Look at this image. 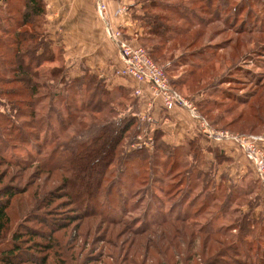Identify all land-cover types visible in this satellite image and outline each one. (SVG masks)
I'll return each mask as SVG.
<instances>
[{"label": "rangeland", "instance_id": "1", "mask_svg": "<svg viewBox=\"0 0 264 264\" xmlns=\"http://www.w3.org/2000/svg\"><path fill=\"white\" fill-rule=\"evenodd\" d=\"M151 2L161 8H146ZM122 3L124 0L118 1L114 15L118 19L125 17L129 24L124 27L123 18L117 26L110 23L119 39L142 46L148 53L156 44L162 45L163 50L151 53V58L164 69L171 87L195 104L197 113L213 131L264 135V32L257 30H264V0H211L209 4L203 0H129L127 8L117 13ZM169 7L192 16L183 19L167 11ZM11 14L15 20L20 18L15 11ZM152 20L189 30L182 37L173 34L177 38L161 44L158 37L147 33L144 21ZM1 24L7 29L0 31V67L7 58L12 60L6 48H14L10 47V37L17 30L12 21ZM34 26L28 23L22 29ZM239 26L253 31L236 34ZM195 36L198 38L188 45ZM55 38L46 41L54 60L39 68L40 101L35 106L36 115L31 117L29 108L17 105L12 97L9 100L15 106L10 105L7 96L0 95V206L6 211L0 232V255H4L0 264H8L4 259L11 264H264V231H258L264 223V200L259 199V215L252 213L254 208L237 201L234 205L240 206L238 211L247 210V218L240 211L223 221L219 216L212 227L201 228L219 206L194 215L186 214L187 205L181 206L182 200L175 202L174 198L181 196V192L177 197L174 192L178 180L191 166L192 157L184 149H173L174 153L171 145L155 140L153 109L170 111L163 107L161 98L152 99L145 86L142 95L137 96L135 83L128 89L120 85L118 80L129 81L117 73L121 66L107 78L86 68L76 75L78 72L64 63L58 32ZM27 45L25 42L23 49ZM210 54L213 58L203 62ZM198 63L201 69L189 73L194 69L192 65ZM53 69L58 71L50 77ZM0 74L12 77L11 73ZM88 74L95 75L96 80ZM252 74L259 75V90L253 85ZM77 77L86 83L85 87L75 81ZM17 86L18 82L3 83L0 89ZM256 89L258 95L248 104L237 102L238 96ZM54 92L60 96H52ZM52 99L55 110L64 108L71 116L77 111L66 130L49 113ZM13 107L19 109L16 114ZM150 109L152 112H148ZM183 109L194 122L196 134L210 141ZM240 112L241 118L233 121ZM143 113L151 120H141ZM131 116L137 119L139 129L135 133L130 128L123 135L112 163L102 164L97 153L78 146L100 129L111 139L116 120ZM8 119L14 120L19 129L6 132ZM103 124L107 127L102 128ZM44 143L43 150H37ZM171 164L175 165L173 171L167 173ZM248 166L260 183V196L264 199V185L249 162ZM252 193L251 196L258 193V186ZM179 212L187 215L184 221L175 218H183ZM171 214L174 217L165 221ZM242 224L245 229L240 231L237 226ZM143 228V233H137ZM10 250L15 252L7 257Z\"/></svg>", "mask_w": 264, "mask_h": 264}, {"label": "trees", "instance_id": "2", "mask_svg": "<svg viewBox=\"0 0 264 264\" xmlns=\"http://www.w3.org/2000/svg\"><path fill=\"white\" fill-rule=\"evenodd\" d=\"M210 1L211 0H203V2H206V4H209ZM0 5L2 12L4 11L3 15L2 12L0 13V31L6 32L7 29L5 26L1 24L2 21H7V22L12 21L14 23L15 28L17 29L14 32L15 38L10 37L13 40V42L10 44V47H12L13 45L14 48H6V50H8V52H10L12 56V60L7 58V60H4V66L0 67V73L3 74L11 73L12 77L4 78V75L0 74V84L9 83V82H14V83L18 82L17 87L6 88L4 90L0 89V95L3 94L6 95L7 100L9 102L11 100L10 97H12L14 99L12 101L17 102L18 103L17 105H23L26 108H29L28 109L30 110L29 115L32 117L33 115H36L35 106L40 101L39 100L40 82L37 80L41 76L39 68L43 65L44 62H51L54 60L53 54L49 50L50 48L49 45H46V41H48L47 39H49V41L52 42V38L50 37V34L46 27L47 18L45 17V3L43 0H0ZM150 7L161 8V6L155 2H151V4L146 5V8H150ZM12 11H15L16 14L20 16L18 20L12 18V14H11ZM167 11H173L176 14H179V16L183 19H189L192 16V14H188V13L180 14L179 11L170 9V7L167 9ZM144 16L145 17L148 16L147 18H152V15H144ZM154 18L158 19L159 16L155 15ZM199 21L202 22V20ZM28 23L34 24L35 26L28 30H23L22 27L27 25ZM144 24L145 27L147 28V33L149 35L152 34L153 37H158L161 44H164L165 42L173 38H177V37H173V34L178 35V37H182L189 30L188 28H184V29L170 28V26H168L167 24L163 25L160 22H157L156 20H152L151 22L144 21ZM257 30L260 33L264 32V30H260V29ZM163 31L169 32V34H167L168 36L164 35ZM252 31L253 30L251 28L246 30L243 26H239V28L236 29V34H242V33L251 34ZM197 38L198 36H195V39H193L188 45H191V43L194 42ZM25 42H28L29 46L27 45L26 48L23 49ZM235 45L237 44L235 43ZM161 50H163V46L156 44L155 47L152 49V51L149 52V54L151 55V53H154L155 51L159 53V51ZM191 53L194 54V52L192 51ZM213 56H214L213 54H210L207 58H203L202 61L203 62L210 61L213 58ZM192 66L194 67V69L189 71V73H193V70L195 69H196L195 72L201 69L199 63L193 64ZM55 71L58 70L53 69L49 71L50 77H53L56 74ZM201 72L202 73L200 74H203L204 71ZM200 74L198 75L201 78L203 75ZM252 75H255V80L253 82V85L256 86L257 89L259 90V87H261V85H259L260 83L257 82V77H259V75L258 74H252ZM88 76H90V78L92 79H95V75L93 76L92 74H88ZM80 79L81 78L77 77L75 78V81L80 82L81 85L85 87L86 83L84 81H81ZM60 81L62 82L63 80ZM233 81H235V79H233ZM118 89L122 90V87H118ZM257 89L250 90L246 94L240 96L237 95L238 96L237 102L243 105L248 104L251 99H254V97L258 95ZM263 95L264 93H262L261 96ZM52 96L56 97V96H60V94H56L54 92ZM52 102L53 99L51 100V103L49 105L50 107L49 113L51 115L53 113L54 117H56L58 126L60 125V128L62 130H66L67 125H72V122L74 121L73 119L75 117V116L73 117V115L77 111H73L72 116L70 114L68 115L69 112L68 111L66 112L64 108L55 110L54 108L55 105L52 104ZM10 105L15 106V104L13 103H11ZM13 110L15 111L16 114V112H18L19 109L17 107H13ZM56 112L58 114L57 116H56ZM242 113L243 112H240L239 115L233 121L239 120L241 118L240 116ZM64 117H66L67 119H65ZM134 117L135 116L119 117L118 120H116L115 123L116 125H113L115 130L113 137L111 139L110 136L105 131H102V129H100L99 133L89 138L86 142L79 143L78 146H80V149L82 150L86 149L85 151H88L87 148L89 147V151H91L93 154L97 153L96 156L98 155L100 156L98 160L100 159L99 162H102V164L112 163L113 156L115 155L114 152L116 150V147L119 145V142L123 138V135L127 131H129L130 128L131 129L133 128L135 133L139 129V123L137 119ZM10 120L8 119L7 122L8 126L5 128V130L6 132L12 133L13 131L18 130L19 126L13 122L14 120L13 121ZM64 124H66V126ZM103 127L106 128L107 126L105 127L103 124L102 128ZM54 134L55 133L53 132V138H55ZM105 137L106 140H104ZM154 138L155 140L159 141V144L169 146V144L161 140L159 130L155 131ZM45 143L44 145H42V147L38 145L37 150L39 151L43 150ZM171 147L172 150L176 148L184 149L183 152L187 155L190 154V156L192 157V162H190L191 166L185 168L184 173L181 175L180 179L178 180V185L174 192H176L175 195L176 197L181 192V196L179 199L174 198L175 202L182 200L181 206L187 205L186 208L188 212H186V214L191 212L194 213V215L199 214L202 209L205 210L206 208L210 209L219 206L217 207L218 210L214 214H212L211 218H209L203 225H201V228L208 229L209 227H212V223L217 222L219 216L220 218L222 217L221 220L223 221V218H225L229 214L237 215L236 212L240 213V211L242 210L240 211L237 210L239 209L240 206H238V204L234 205V203L237 201L238 203H241L243 205L247 204L250 209L251 208L253 209L254 207H256V205L260 204L259 203V199L261 198L260 194L256 193L254 196L249 197L250 191L254 189L255 191L257 190L256 183H249L247 187H241L240 185L231 184L229 189H227V187H225L224 184H220V182L218 184H214L213 170H204L203 167L204 153L201 150L200 145L196 139L185 141L181 146L171 145ZM209 151L213 153V156L218 163L222 159H227L226 157H224V154L219 152L216 148H209ZM173 152L175 153V150H173ZM174 166H175L174 164H171L169 166L170 168L167 171V173L173 171ZM256 181L258 180L256 179ZM179 185H183V186L178 187ZM8 193L10 194V196L12 195V191H9ZM169 197H171V194L169 195ZM256 199H258V201H255ZM172 205L170 206V210L173 207ZM179 213L180 216L184 215L183 218H179V217H175V218L180 221H184L187 215H185V212L183 213L179 212ZM243 214H244L243 215L244 219L249 216L247 210H245ZM5 216H6L5 207L0 206V232L3 229V224H4L3 220L5 219ZM172 217H174L172 214L170 216L165 217V221L168 218H172ZM233 224L236 223H232L231 225ZM237 227L239 228L240 231H243L245 229V226L243 224ZM237 227H233L234 228L233 230H236ZM258 231H262V232L264 231V223L260 225ZM143 232H144V228L137 233H143ZM14 252H15L14 250H10L6 256L11 257L13 256ZM3 256L4 255H0V261L3 260L1 258ZM4 260L6 263L11 264V262H9L8 260L6 259Z\"/></svg>", "mask_w": 264, "mask_h": 264}, {"label": "crops", "instance_id": "3", "mask_svg": "<svg viewBox=\"0 0 264 264\" xmlns=\"http://www.w3.org/2000/svg\"><path fill=\"white\" fill-rule=\"evenodd\" d=\"M43 1L47 18L46 27L53 40H56V32L59 33V42L61 41L64 49V63L68 64L71 71L74 69L73 72H78L76 73L78 75L83 72L82 68H86L93 74L107 78L113 69L122 65L116 45L105 37L94 0ZM118 1H107V18L109 23L115 26L122 23L120 19L123 18L118 19L114 15ZM124 3L128 5L129 0H124ZM125 19L124 17L123 26L129 24ZM116 78L121 80L120 77ZM118 82L126 89L131 88L134 83L131 80L125 82L123 79ZM161 110V107H156L153 114L162 141L172 146H181L185 141L196 139L204 153V170H213L214 184L220 182L229 189L231 184L247 187L249 183H256L260 194V183L256 181L242 149L236 143L231 140L215 143L201 138L196 134L194 122L183 108ZM209 148H216L227 159H222L218 163ZM252 191L249 197L253 195ZM261 199L264 200L262 197ZM261 205L262 203L254 207L252 210L254 215L261 213Z\"/></svg>", "mask_w": 264, "mask_h": 264}, {"label": "built area", "instance_id": "4", "mask_svg": "<svg viewBox=\"0 0 264 264\" xmlns=\"http://www.w3.org/2000/svg\"><path fill=\"white\" fill-rule=\"evenodd\" d=\"M94 3L98 17L104 26L105 37L118 48L122 65L117 73L135 83V95H142V88L145 86L151 92L152 99L161 98L165 109L171 110L175 107L187 109L191 118L197 122L198 129L207 139L234 141L242 149L253 171L264 185V135L237 134L226 130L213 131L205 118L197 113L195 104L171 87L164 69L153 61L144 47L133 46L119 39V33L112 29L108 21L105 0H94ZM126 8L127 4L122 3L116 11L118 13ZM141 120L148 121L151 118L143 113Z\"/></svg>", "mask_w": 264, "mask_h": 264}]
</instances>
